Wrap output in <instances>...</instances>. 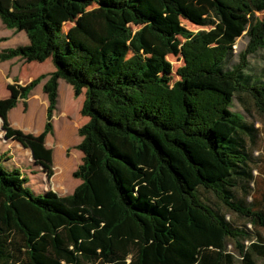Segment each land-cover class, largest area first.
Listing matches in <instances>:
<instances>
[{
    "label": "trees",
    "instance_id": "16d2710c",
    "mask_svg": "<svg viewBox=\"0 0 264 264\" xmlns=\"http://www.w3.org/2000/svg\"><path fill=\"white\" fill-rule=\"evenodd\" d=\"M262 6L264 0H0L3 25L29 41L2 49L0 62L51 59L55 67L43 86L44 134L53 133L60 80L75 97L84 94L88 119L78 130L83 163L72 194H33L13 155L0 153V264H236L238 257L264 264V241L204 196L213 193L264 227V211L236 196L253 178L249 144L258 128L232 111L236 94L246 93L264 115V82L245 74L249 55L264 49V17L254 18ZM183 21L211 29L192 32ZM246 31L247 48L228 69ZM169 55L185 62L174 83ZM16 101H0L7 138L41 163L43 139L9 127L6 113Z\"/></svg>",
    "mask_w": 264,
    "mask_h": 264
},
{
    "label": "rangeland",
    "instance_id": "374dc122",
    "mask_svg": "<svg viewBox=\"0 0 264 264\" xmlns=\"http://www.w3.org/2000/svg\"><path fill=\"white\" fill-rule=\"evenodd\" d=\"M264 17V7L255 12L254 18ZM183 25L192 32L209 30L208 27L193 25L183 21ZM72 26L67 23L66 31ZM0 51L6 48H14L19 45H27L28 38L23 32H15L6 28L0 19ZM249 42L247 31L240 37L233 47V56L226 64L232 69L239 63V55L246 50ZM168 61L172 65V83L180 80L177 71L185 65L182 55H169ZM249 66L245 74L251 80L264 82V49L249 55ZM55 70L51 59L44 62H25L14 58L0 62V101L5 102L16 96L15 106L8 110L6 118L9 127L24 135L34 138H42L46 151V160L38 163L31 149L15 138H7L8 130L5 128L4 119L0 116V153L5 151L12 154L18 166L22 167L23 173L28 178L30 191L35 194H55L66 196L72 194L81 184V180L74 177L80 165L83 163V153L77 148L81 142L78 130L87 122V118L81 115V108L85 96L82 94L75 97L71 85L63 80L59 82L58 102L52 117L53 133L44 134L46 123L48 98L43 90L44 84L49 79V74ZM42 80L30 90L25 99L21 98L22 89L27 88L34 80L42 77ZM232 111L241 113L249 123L258 128L255 141L249 144L252 152L253 178L250 182L239 186L236 190L238 200L251 205L254 210L264 211V115L258 111L253 99L246 93L236 94L232 104ZM11 152V153H10ZM5 164V163H4ZM34 188V189H33ZM205 199H209L210 205L220 209L227 219L239 228L249 229L254 237L264 241V227L254 226L237 213L229 210L223 205L213 193L206 192ZM229 250H234V243L230 242ZM238 257V256H237ZM236 264H242L239 257Z\"/></svg>",
    "mask_w": 264,
    "mask_h": 264
}]
</instances>
